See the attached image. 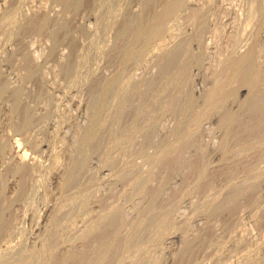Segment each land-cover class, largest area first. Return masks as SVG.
Segmentation results:
<instances>
[{"label": "rangeland", "instance_id": "obj_1", "mask_svg": "<svg viewBox=\"0 0 264 264\" xmlns=\"http://www.w3.org/2000/svg\"><path fill=\"white\" fill-rule=\"evenodd\" d=\"M263 84L264 0H0V264H264Z\"/></svg>", "mask_w": 264, "mask_h": 264}, {"label": "bare ground", "instance_id": "obj_2", "mask_svg": "<svg viewBox=\"0 0 264 264\" xmlns=\"http://www.w3.org/2000/svg\"><path fill=\"white\" fill-rule=\"evenodd\" d=\"M256 58V57H255ZM258 66V65H257ZM256 67V66H255ZM259 68H260V66H259ZM261 69V68H260ZM259 71V70H258ZM257 71V72H258ZM251 72V71H250ZM251 75V74H250ZM258 75V74H257ZM256 76V75H255ZM254 77V76H253ZM253 77H251V78H253ZM257 78H259L258 76H256ZM255 78V77H254ZM261 79V78H260ZM259 84V83H258ZM264 85V84H263ZM262 85V86H263ZM261 88V87H260ZM259 90V89H258ZM252 91V90H251ZM262 91V90H261ZM264 91V90H263ZM259 92V91H258ZM257 93V92H256ZM262 93V92H261ZM253 94V93H252ZM255 95V94H254ZM258 94H256V96H257ZM262 95H263V93H262ZM261 95V96H262ZM256 96H254V98H253V103L252 104H254L255 105V107H254V109H255V111H253L254 112V117H252V118H254L255 119V121H256V125L254 126L255 128L251 131V136L253 137H251L252 139H254L255 141H256V143L255 144H257V142L258 141H261L262 140V138H264V98H262L261 96H260V94H259V96L261 97V98H259V96L258 97H256ZM247 104V103H246ZM250 106V105H249ZM249 109V108H248ZM251 111V110H250ZM242 117V116H241ZM244 119V118H243ZM251 120V119H250ZM241 121V120H240ZM246 121V120H245ZM254 121V122H255ZM251 122V121H250ZM252 122H253V120H252ZM243 125V124H242ZM248 125V124H247ZM250 125V124H249ZM253 125V124H252ZM248 130V129H247ZM250 130V129H249ZM243 131V130H242ZM241 136V135H240ZM240 136H238V137H240ZM253 140V141H254ZM245 142H246V140H244ZM249 141V140H248ZM252 144H254L252 141H250ZM248 143V142H247ZM241 144V143H240ZM251 146V145H250ZM258 148V147H257ZM256 166V165H255ZM239 168V167H238ZM244 170V169H243ZM251 172V171H250ZM258 173V172H257ZM252 177V176H251ZM256 177V176H255ZM260 177V176H259ZM258 177V178H259ZM257 178V179H258ZM249 180H250V178H249ZM247 181V180H246ZM251 181H252V179H251ZM250 182V181H249ZM253 183V182H252ZM254 185V184H253ZM252 185V186H253ZM250 187V186H249ZM248 187V188H249ZM253 188V187H252ZM244 189H245V187H244ZM253 190V189H252ZM238 191V190H237ZM235 192V191H234ZM240 191H238V193H239ZM244 192V191H243ZM242 196V195H241ZM240 196V197H241ZM232 197V196H231ZM230 197V198H231ZM235 198H237V197H235ZM238 198H239V196H238ZM213 201V200H212ZM211 201V202H212ZM231 201V200H230ZM218 209H216V211H217ZM113 237V236H112ZM108 242V241H107ZM105 243V242H104ZM105 245V244H104ZM103 245V246H104ZM106 246V245H105ZM106 248V247H105ZM104 250L102 249V252H103ZM106 253V252H105ZM81 254V253H80ZM104 254V253H103ZM102 254V255H103ZM65 255V254H64ZM66 255H67V253H66ZM66 255L65 256H63L64 258L66 257ZM79 255V254H78ZM105 256V255H104ZM69 257V256H68ZM76 257V256H75ZM100 257V256H99ZM103 257V256H102ZM78 258V257H77ZM85 258V257H84ZM88 257H86V259H87ZM101 258V257H100ZM99 258V259H100ZM68 259V258H67ZM66 258H65V260H60V261H65L66 262V260H67ZM79 259H80V257H79ZM98 259V258H97ZM75 260V259H74ZM90 259H87V261H89ZM95 260V259H94ZM79 261V260H78ZM84 261V260H83ZM92 261V260H91ZM64 262V263H65ZM80 262V261H79ZM82 262V261H81ZM97 262H99V261H96V263ZM62 263V262H61ZM60 262L58 263V264H61ZM84 263H87V262H84ZM90 263V262H89ZM79 264H82V263H79ZM88 264V263H87ZM91 264V263H90ZM94 264V263H93ZM101 264V263H100Z\"/></svg>", "mask_w": 264, "mask_h": 264}]
</instances>
